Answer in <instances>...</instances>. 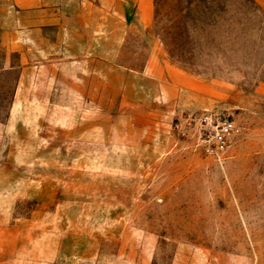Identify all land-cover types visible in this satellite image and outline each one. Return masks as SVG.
<instances>
[{"label": "rangeland", "instance_id": "rangeland-1", "mask_svg": "<svg viewBox=\"0 0 264 264\" xmlns=\"http://www.w3.org/2000/svg\"><path fill=\"white\" fill-rule=\"evenodd\" d=\"M139 1L0 0V264H264V0ZM205 108L220 157L175 126Z\"/></svg>", "mask_w": 264, "mask_h": 264}, {"label": "built area", "instance_id": "built-area-1", "mask_svg": "<svg viewBox=\"0 0 264 264\" xmlns=\"http://www.w3.org/2000/svg\"><path fill=\"white\" fill-rule=\"evenodd\" d=\"M175 126L202 153L213 157H220L229 148L238 130L236 121L220 108L189 112Z\"/></svg>", "mask_w": 264, "mask_h": 264}, {"label": "crops", "instance_id": "crops-1", "mask_svg": "<svg viewBox=\"0 0 264 264\" xmlns=\"http://www.w3.org/2000/svg\"><path fill=\"white\" fill-rule=\"evenodd\" d=\"M149 2L150 4L148 5L147 9L143 8L141 1H139L138 3V15L142 19L145 27L150 24L153 18L152 0H149ZM168 73L172 84L175 87H180L181 89H183V91H187L188 96L203 97V95H205V90L203 89V86L206 84V82L202 79L189 74L187 75L183 72H179L175 68L169 69ZM178 74L181 77L180 80H177L175 78ZM190 103L191 102L189 101L188 104Z\"/></svg>", "mask_w": 264, "mask_h": 264}, {"label": "trees", "instance_id": "trees-1", "mask_svg": "<svg viewBox=\"0 0 264 264\" xmlns=\"http://www.w3.org/2000/svg\"><path fill=\"white\" fill-rule=\"evenodd\" d=\"M233 5H234L233 3L230 4V7L233 8ZM240 5L243 8H246L248 10H252L253 13L260 11L259 7L256 5L254 0H247L245 2H241ZM227 6H229V5H226V7ZM194 8H195V5L190 0H188V14L190 12H192L194 10ZM222 9H224V6L222 7L218 0H211V2L209 4H205V6H204L205 12L212 17L213 24H217V22H218V24L220 23L218 20V17H217V13Z\"/></svg>", "mask_w": 264, "mask_h": 264}]
</instances>
